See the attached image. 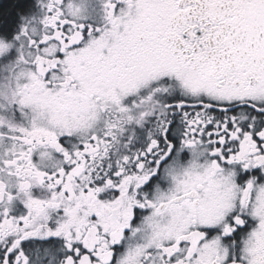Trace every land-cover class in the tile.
<instances>
[{
  "label": "snow or ice",
  "instance_id": "1",
  "mask_svg": "<svg viewBox=\"0 0 264 264\" xmlns=\"http://www.w3.org/2000/svg\"><path fill=\"white\" fill-rule=\"evenodd\" d=\"M0 264H264V0H0Z\"/></svg>",
  "mask_w": 264,
  "mask_h": 264
}]
</instances>
